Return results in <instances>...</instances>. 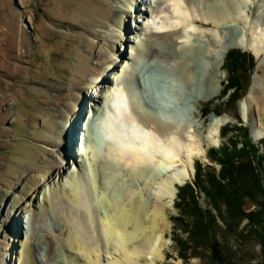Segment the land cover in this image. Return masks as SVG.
Segmentation results:
<instances>
[{
  "label": "rangeland",
  "instance_id": "rangeland-1",
  "mask_svg": "<svg viewBox=\"0 0 264 264\" xmlns=\"http://www.w3.org/2000/svg\"><path fill=\"white\" fill-rule=\"evenodd\" d=\"M124 1L104 0L107 4L104 7L103 3L98 4V0H0V264H18L21 243L26 241L27 218L23 216L21 209L27 202L36 201L31 195L32 192L26 194V190L34 186L29 179L36 175L38 181L41 178L38 190L49 188L46 176L48 174L50 177L51 172L45 175L43 170L37 167L43 163V159L49 162L55 161L61 176H64L63 172L66 173L69 166L73 169L75 167L73 161L80 157L78 152L81 146L80 139L85 132L84 124L93 116V112L87 107L88 103L91 98L103 102L106 99L105 94H94L96 88L91 80L97 77L101 81L104 76L100 75L105 69L107 74H113L115 80L117 72L114 71L118 70L112 67L113 61H117L121 55H126L125 63L132 62L136 56L135 48L140 37H143L144 41L150 38V41H156L158 35L164 32L155 29L156 12L153 11L157 8L155 3L153 6L148 3L146 5L148 12L142 13L141 16L138 12L128 17L124 24L126 30L118 28L108 19L106 21L109 23L105 27L100 26V23L89 25L91 18L102 20L100 11L107 12L110 7L121 11L125 6ZM157 1L159 4L161 0ZM222 2L231 6L230 11H226L224 21L208 28L198 26L193 30V34L190 32L192 35L190 51L181 44L176 45L183 55L191 58L193 64L197 65L190 82L178 76L179 79L173 80L178 83L180 89L177 97H171L179 99L186 114L178 116V119L184 120L178 127L182 132L181 140L184 145L182 150L185 151L190 146L189 143H193L200 153L194 156V170L191 177L179 185L173 204L168 208L169 245L164 251V258L158 264L212 263L211 249L206 250V253L204 249L205 254L198 257L184 259L180 256L178 244L180 241H188L190 234L184 231L183 226L189 224V218L182 214L179 208L185 197L188 201L196 200L203 207L209 208L211 201L197 185L210 188L219 178L223 186L228 189V182L219 177L223 169L222 165L211 159V156L216 154L215 158L224 160L225 155L221 153L224 146L229 148L231 154L239 151L245 156H250L245 154L249 147L246 146L245 152L242 150L245 143H250V146L253 144V149L259 155L264 151V136L255 138L248 121L253 118L264 127V0H223ZM234 3H239L241 6L237 14L232 9ZM203 6L202 3L200 7ZM162 7L167 12L166 6L162 5ZM195 7L199 12V7L197 5ZM198 12H195V15ZM189 13L192 15L190 11ZM186 15L190 17L189 14ZM120 31L125 39L128 36L130 40H120L117 37ZM213 40L219 44L224 41L229 44L223 60L220 59L222 61L220 68L215 67L214 59L207 55V51L211 50L218 54L220 52L216 50V42H212ZM255 43L263 46V51L258 52L255 48L260 46L254 48L250 46ZM248 46L250 48H247ZM101 48L106 53L99 58L98 53ZM204 50L205 55L201 53ZM230 51L246 52L248 56L241 58L237 63L236 60L229 59ZM89 54L92 56L87 57ZM108 54L112 58L107 61ZM160 62L147 58L144 62L146 67L144 73L147 78L146 83L151 87L150 91L155 92L157 98L164 96L163 99H166V96L169 97L167 95L169 91L174 92L170 85L172 80L170 74L174 71L159 65ZM80 64L84 69L91 67L93 71L86 73L83 78L77 76L76 90H71L67 84L71 76L80 71ZM238 65L243 68L239 75L235 71ZM181 69L183 70V66ZM196 77L203 79V82L207 77L206 83L201 84ZM55 88L60 91L56 92ZM211 90L219 91V94L210 95ZM74 93L81 97L80 111L86 110V118L80 121V124L84 123L82 126L77 125L68 129L63 135V132H60L62 116L52 117V109L54 104L62 99L59 107L62 114L64 105L72 103ZM75 114L74 112L72 121ZM213 116L227 117L220 127L217 138L215 135L209 137L213 126L210 121ZM54 125L60 127L59 133L53 134ZM183 127L187 128L181 130ZM190 136L194 137L192 138L194 141ZM231 143H236L237 146L233 148ZM235 163H237L234 166L235 172L239 174L236 160ZM238 174L234 175L233 184L239 182L236 178ZM263 174H259L258 177ZM210 178L211 182L208 180ZM208 182L211 183L210 186ZM219 190L220 188L216 191V195L221 196L217 198V202L223 205L225 198ZM17 197L18 200H15ZM255 208L253 205L249 211ZM216 212L217 215L218 211ZM219 222L224 227L220 217ZM244 223L246 221L241 225ZM35 228L36 238L39 225L35 224ZM218 236L224 248L222 252L224 255L229 253L233 256L236 264L262 263L261 246L253 235L235 237L220 229ZM36 240L40 242L35 244L34 254L37 251L44 252L42 249L44 239L38 236ZM212 243L211 240L210 244ZM50 260H53L52 257ZM216 260L214 264H221L220 260Z\"/></svg>",
  "mask_w": 264,
  "mask_h": 264
},
{
  "label": "bare ground",
  "instance_id": "bare-ground-1",
  "mask_svg": "<svg viewBox=\"0 0 264 264\" xmlns=\"http://www.w3.org/2000/svg\"><path fill=\"white\" fill-rule=\"evenodd\" d=\"M222 1L161 0L158 4L157 0H125L121 11L110 7L107 12H99L102 20L90 17L89 25L100 23V26L105 27L109 23L106 21L108 19L118 28L126 30L124 24L128 17L138 12L141 16L148 12V3L152 6L155 3V29L164 32L158 35L156 41H150L151 38L144 41L140 37L132 62L125 63L126 55L113 61L112 67L118 70L114 71L117 72L115 80L112 73L107 74L106 69L100 75L104 76L101 81L97 77L91 80L96 88L94 94H105L106 99L103 102L91 98L88 103L87 107L93 116L83 123L85 132L80 139V157L73 161L75 167L72 169L69 166L66 173L63 172L64 176H61L55 161L43 159L37 169L43 170V174L51 172L50 177L48 174L46 176L49 188L38 190L41 178L38 181L36 175L29 179L34 186L29 187L26 194L32 192L36 201L27 202L21 209L27 218V230L26 241H22L17 258L18 264H158L164 258V251L169 245L168 208L173 204L179 185L191 177L194 156L200 153L193 143H189L185 151L182 150V132L178 127L184 120L178 119V116L185 114V110L179 99L171 97H177L180 89L173 80L181 77L190 82L197 65L183 55L176 45L181 44L190 51V32L193 34L198 26L208 28L224 21L226 11H230L231 6ZM201 2L203 7H200ZM100 3L107 6L104 0H98ZM234 4L232 9L237 14L241 6L239 3ZM162 5L166 6L169 13L162 9ZM220 10L221 13L218 12ZM195 12L198 14L195 15ZM117 37L125 39L121 31ZM125 40L130 38L127 36ZM250 46L254 48L260 45L255 43ZM228 47L226 41L222 44L216 42L219 54L213 50L207 51V55L214 59L215 67L220 68ZM255 48L258 52L263 51V46ZM103 53L106 51L101 48L99 58ZM201 53L205 55L206 51ZM111 58L109 54L106 55L107 61ZM147 58L161 61L159 65L174 71L170 74L173 81H170V85L174 92H168L167 100L163 99L164 96L162 99L157 98L146 83L144 62ZM79 67L78 74L71 76L67 84L71 90H76L77 76L83 78L86 73L93 71L91 67L84 69L81 64ZM196 78L201 84L206 83L207 77L204 82L200 77ZM55 90L60 91L58 88ZM218 94L219 91H210V95ZM80 98L75 94L72 103L64 105L62 114L59 109L62 99L53 103L51 116H62V128L60 130L54 125L53 134L60 130L64 135L68 129L83 125L80 121L85 120L86 110L80 111ZM74 112L76 114L72 121ZM226 118H211L213 126L209 137L215 135L217 138ZM248 121L255 138L263 137V125L253 118ZM35 224L39 225L41 234L38 232V236L44 239V252L37 251L34 254V246L40 242L36 240L38 236L35 238Z\"/></svg>",
  "mask_w": 264,
  "mask_h": 264
},
{
  "label": "trees",
  "instance_id": "trees-1",
  "mask_svg": "<svg viewBox=\"0 0 264 264\" xmlns=\"http://www.w3.org/2000/svg\"><path fill=\"white\" fill-rule=\"evenodd\" d=\"M245 56H248V53L242 51H230L229 59L232 61L236 60L238 63V60ZM241 68L242 66L239 65L236 68L235 71L237 75L243 70V68ZM240 129H242V127ZM232 145L233 148L237 146L236 143H231V146ZM246 146L249 148L251 147L250 150L248 148V151L245 153L250 156H245L239 151H236L235 153L232 152L233 154H231L229 148L226 146L223 147V151L221 152L225 155L224 160L215 158L214 156L216 154L211 156L213 161L222 165L223 169H221V173L219 174L221 176L219 177L228 182V189H226V186H223V183L219 178H215L216 180L212 185L209 183L212 181L211 178L208 179V184L209 186L211 185L210 188L197 185L200 191L204 192L211 201L209 208L203 207V205L196 200L194 202V200L188 201L186 197L184 198L183 204L179 209L182 214L185 216L187 215L189 218V224L183 226L184 231L190 234L188 241H180L178 244L179 254L184 259L202 256L206 253V250L211 249L210 252L213 251V255L210 256L212 263L209 264H214L216 259L220 260L221 264H230V262L236 264L233 256L229 253L224 255L222 252L224 251V248L221 241H219L220 238L218 236V234H220V229H222L226 234L235 237H238L239 235L241 237L253 235L255 240H257L261 246V264H264V174L261 177H258L259 174L264 173V151L263 154L259 155L253 149V144L250 146V143H245V147H242L244 152ZM235 160L238 162L239 174L238 172H235L234 169V166L237 165ZM254 163L256 165H253ZM237 174L238 177L236 178L239 182L233 184L234 181L232 182V179L234 175ZM234 185L236 186L233 187ZM219 188V193H222V196L225 198L223 205H219L217 202V198L221 196L216 195V191H218ZM253 205H255L256 208L249 211V208ZM210 207H213L215 210L212 208L211 210ZM216 211H218L217 215ZM219 217L224 222V227L219 222ZM244 221H246V223L241 225ZM211 240L213 242L212 244H210ZM204 249L205 253L203 251Z\"/></svg>",
  "mask_w": 264,
  "mask_h": 264
}]
</instances>
